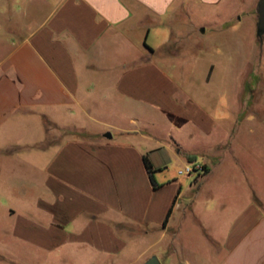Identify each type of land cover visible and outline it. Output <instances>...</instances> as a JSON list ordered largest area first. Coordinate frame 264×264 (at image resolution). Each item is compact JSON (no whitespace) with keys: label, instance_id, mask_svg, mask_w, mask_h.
<instances>
[{"label":"crops","instance_id":"0c3cea01","mask_svg":"<svg viewBox=\"0 0 264 264\" xmlns=\"http://www.w3.org/2000/svg\"><path fill=\"white\" fill-rule=\"evenodd\" d=\"M238 1L16 0L21 16L15 21V8L7 7L15 0H5L0 264H142L152 255L160 264H196L191 256L168 257L179 218L193 213L198 187L221 156L182 150L169 131L190 122L206 134L217 119L165 73L164 62L176 54L163 47L204 33V26L185 24L190 6ZM250 1L254 26L256 0ZM40 8L37 20H22ZM241 14L233 6L218 24L221 33H236ZM253 43L258 64L264 57ZM261 91L264 99V74ZM259 113L261 120L264 110ZM164 136L175 158L202 162L204 172L190 174L192 181L153 176V188L142 155L157 170L165 167ZM257 198L260 206L250 201L222 223L224 254L217 264H264V202Z\"/></svg>","mask_w":264,"mask_h":264},{"label":"rangeland","instance_id":"374dc122","mask_svg":"<svg viewBox=\"0 0 264 264\" xmlns=\"http://www.w3.org/2000/svg\"><path fill=\"white\" fill-rule=\"evenodd\" d=\"M12 4L13 2H9L7 7L9 10L15 8L17 21L21 16L16 10L18 3L15 0V5ZM230 5L232 6L229 7ZM229 6H190L185 10V24L188 27L200 25L201 31L204 26V33L181 42L171 39L163 47L165 54H176L171 58V63L164 62L165 73L176 84L190 90L194 101L217 119L215 128L204 134L195 130L190 122L182 123L180 116L170 115L173 123L182 124L171 127L169 135L178 142L182 150H204L210 154L218 152L221 156L220 163L198 187L193 213L179 218L181 231L176 234L171 257H168L173 261H181L182 256L187 255L196 264H217L224 254L220 238L225 231L222 224L225 219L230 221L236 209L250 201L260 206L257 196L264 202V116L261 115V120L257 119L259 111L264 110V99L261 97L264 61L260 60L257 64L252 56L253 49L256 48L253 43L256 40L255 30L251 24L253 3L250 0H240L229 3ZM233 6H238L242 11L241 24L236 33L222 34L218 24L225 20V14ZM5 7V0H0V10ZM42 11L43 8L32 11L30 18L22 20H37ZM225 39L228 42L224 43ZM235 42L237 48L233 46ZM259 45L260 55L264 57V37ZM234 120L237 121L236 124L233 123ZM225 124L231 131H225ZM227 133L230 134L227 136ZM226 136L228 140L225 145ZM171 138L164 136L162 139L170 149L167 151L168 163L152 174L158 178L162 174L167 178L183 180L188 176V180L192 181L191 176L177 173L184 164L181 159L174 157ZM220 143L225 146L220 147ZM200 154H197L199 160ZM195 163L201 165L203 173L204 164L197 161ZM252 190H256L258 194L252 193ZM14 262L20 264L16 260Z\"/></svg>","mask_w":264,"mask_h":264},{"label":"water","instance_id":"95a60500","mask_svg":"<svg viewBox=\"0 0 264 264\" xmlns=\"http://www.w3.org/2000/svg\"><path fill=\"white\" fill-rule=\"evenodd\" d=\"M255 38L259 44H261L264 37V0H256L255 2ZM106 136H110L109 133H106ZM142 264H160L158 259L152 255L148 257Z\"/></svg>","mask_w":264,"mask_h":264},{"label":"trees","instance_id":"16d2710c","mask_svg":"<svg viewBox=\"0 0 264 264\" xmlns=\"http://www.w3.org/2000/svg\"><path fill=\"white\" fill-rule=\"evenodd\" d=\"M190 158V157H189ZM142 162H143V165L147 171V175H148V178H149V181L151 183V186L153 188H155L157 186V184L155 183L154 179H153V172L156 171L158 168L157 167H153L151 162L149 161L147 155H142ZM170 209L167 211L166 213V216L168 215Z\"/></svg>","mask_w":264,"mask_h":264},{"label":"built area","instance_id":"2783aa9c","mask_svg":"<svg viewBox=\"0 0 264 264\" xmlns=\"http://www.w3.org/2000/svg\"><path fill=\"white\" fill-rule=\"evenodd\" d=\"M201 165L199 163L195 162H188L183 165L182 168L177 170L178 174H187L190 175L194 172H200L201 171Z\"/></svg>","mask_w":264,"mask_h":264}]
</instances>
